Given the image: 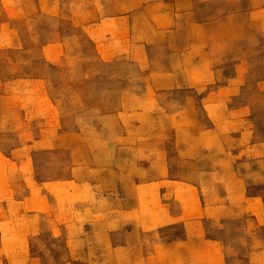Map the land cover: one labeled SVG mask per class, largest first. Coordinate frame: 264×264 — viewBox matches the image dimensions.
Segmentation results:
<instances>
[{
  "label": "rangeland",
  "instance_id": "obj_1",
  "mask_svg": "<svg viewBox=\"0 0 264 264\" xmlns=\"http://www.w3.org/2000/svg\"><path fill=\"white\" fill-rule=\"evenodd\" d=\"M111 1L0 0V264H125L107 197L151 176L196 181L173 183L192 210L225 211L204 223L249 264L264 250V0L212 29V84L162 89ZM157 185L139 186L145 211L164 209Z\"/></svg>",
  "mask_w": 264,
  "mask_h": 264
},
{
  "label": "crops",
  "instance_id": "obj_2",
  "mask_svg": "<svg viewBox=\"0 0 264 264\" xmlns=\"http://www.w3.org/2000/svg\"><path fill=\"white\" fill-rule=\"evenodd\" d=\"M239 1L118 0L117 5L113 3L118 11H112L110 17L118 25L120 43L127 44L126 34L131 33L137 60L141 59L155 73L148 86L194 88L215 81L214 51L208 48L209 40L214 39L212 29L216 24L234 19V5ZM174 181L186 189L197 183L186 178L151 176L145 182L136 180L132 198L107 197L116 211L110 207L104 210V215L118 217L114 221L118 227L106 230H119L125 247H134V254L125 264H228L224 242L217 235L209 234L204 223L208 218L220 219L225 211L207 207L202 200L199 205L194 200L192 210L191 200L186 202L185 194H178ZM151 183L158 184L156 190L163 210L157 201L150 202V211L140 206L139 186L145 188ZM176 227L181 228L178 234L162 232ZM251 255L247 259L249 264H264V250L257 252L256 258Z\"/></svg>",
  "mask_w": 264,
  "mask_h": 264
}]
</instances>
